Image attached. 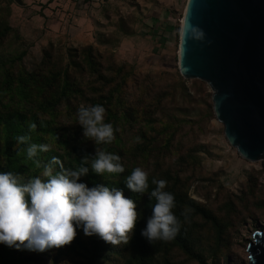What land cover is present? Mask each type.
I'll use <instances>...</instances> for the list:
<instances>
[{
	"label": "rangeland",
	"instance_id": "1",
	"mask_svg": "<svg viewBox=\"0 0 264 264\" xmlns=\"http://www.w3.org/2000/svg\"><path fill=\"white\" fill-rule=\"evenodd\" d=\"M186 1L0 0V154L8 138L6 119L19 116L30 133L33 117L44 120L49 126L40 143L49 150L40 152V167L23 151L18 173L24 180L42 177L53 156L67 169L78 168L74 160L89 156L91 169L96 150L118 153L124 171L99 174L103 183L127 178L138 166L148 179H165V190L186 195L224 225L217 243L209 224L193 218L205 264H247L252 234L264 232V159L248 162L229 145L214 116L209 85L179 73ZM65 78L71 93L51 112L48 103ZM82 104L106 108L105 122L115 130L112 142L95 144L83 136L77 119ZM19 147L17 141L13 149ZM89 178L80 179L88 185ZM89 241L77 229L64 246L12 250L15 264H122L124 242H108L106 253L90 263ZM160 258L168 264H199L168 243Z\"/></svg>",
	"mask_w": 264,
	"mask_h": 264
},
{
	"label": "clouds",
	"instance_id": "2",
	"mask_svg": "<svg viewBox=\"0 0 264 264\" xmlns=\"http://www.w3.org/2000/svg\"><path fill=\"white\" fill-rule=\"evenodd\" d=\"M195 35L200 38L202 33ZM105 113L102 104H82L78 108L77 119L83 136L95 144L115 139L114 127L105 122ZM16 139L27 143L30 136L19 135ZM48 150L46 143H27V156L35 160L37 167L42 162L35 158ZM93 157L91 169L87 166L89 156L81 159L78 168L67 169L59 157L53 156L43 165L42 177L47 179L36 176L24 180L19 173L0 171V243L43 252L71 243L77 229H82L87 236L98 235L111 244H127L139 216L136 201L126 197L123 189L104 184L89 187L80 179L90 170L97 174L123 172L121 156L96 150ZM58 165L60 170L56 171ZM152 183L157 186L148 193V172L138 166L127 176L125 184L133 192L147 193L149 199L156 200L146 227L141 230V235L153 244L157 240L174 238L180 221L172 211L176 203L174 193L165 190L168 182L153 178Z\"/></svg>",
	"mask_w": 264,
	"mask_h": 264
},
{
	"label": "water",
	"instance_id": "3",
	"mask_svg": "<svg viewBox=\"0 0 264 264\" xmlns=\"http://www.w3.org/2000/svg\"><path fill=\"white\" fill-rule=\"evenodd\" d=\"M182 20L180 75L209 85L229 145L248 162L264 159V0H187ZM252 239L247 264H264V232Z\"/></svg>",
	"mask_w": 264,
	"mask_h": 264
},
{
	"label": "trees",
	"instance_id": "4",
	"mask_svg": "<svg viewBox=\"0 0 264 264\" xmlns=\"http://www.w3.org/2000/svg\"><path fill=\"white\" fill-rule=\"evenodd\" d=\"M46 79V78H45ZM45 79L42 78L41 81L45 82ZM47 80V79H46ZM20 83H23L21 80ZM70 87L68 85L67 78L59 83V93L58 95L48 103L49 110L51 112L56 111V107L60 105L61 102L68 99L70 95ZM25 92V88L23 86L18 87L19 95H23ZM58 108V107H57ZM52 115H50L51 117ZM16 120L6 119L7 124V133L8 138L5 140L3 145V162L4 164H0V171H12V172H20L22 170V162L20 160V156L24 150L27 148V143L35 142L40 144L42 141L41 133L46 132V128L49 124L44 123L43 121H38L36 117H33L30 120L29 125L35 124L34 133L27 132L24 130L23 126L26 125L25 120H21L19 116H15ZM1 120V117H0ZM50 121V120H49ZM48 123V121H47ZM51 134V133H50ZM19 135H29L30 141L27 143L20 142V147L18 149H13L15 143L17 142V136ZM10 138V139H9ZM40 156V153L38 157ZM36 157L35 159H38ZM79 156H77L78 158ZM74 162L76 166L79 167L82 163L81 159H75ZM90 176L88 186L92 187L95 184H104L105 186L117 187L123 189V194L126 197H130L136 201L137 211L139 213L135 228L132 232L131 238L127 244H125V255L123 257L122 264H168V261L164 258L163 261L160 258V249L162 245L168 243V245L172 248H176L181 251L186 257L197 261L199 264H205V254L204 250L200 247V244L197 238L194 236L193 229V218L199 217L209 224L211 230L214 233L215 240L217 243L220 242L221 236L224 233V225L214 216L211 211H208L204 207H201L197 202L190 199L186 195L181 194L180 192H176L174 190H167L169 192L174 193L175 196V207L172 211L178 217L180 221V227L174 238L170 240H157L153 244L149 243L148 240L141 235V230L146 227L147 218L151 215L152 205L156 203L155 198L149 199V195L147 193H137L133 192L126 186V178H120L115 183H103L99 178L97 173H90L87 176ZM149 187L147 192L150 193L157 185L152 183V180L149 178ZM89 243L91 247L87 250L89 255L90 263L98 261L107 251L108 242L104 241L98 235L89 236ZM79 244V241L77 242ZM3 256H2V264H15V256L12 250V247L6 246L3 244ZM81 245V244H80ZM79 245V249H80ZM84 251L85 248L81 247ZM216 264V263H214Z\"/></svg>",
	"mask_w": 264,
	"mask_h": 264
},
{
	"label": "crops",
	"instance_id": "5",
	"mask_svg": "<svg viewBox=\"0 0 264 264\" xmlns=\"http://www.w3.org/2000/svg\"><path fill=\"white\" fill-rule=\"evenodd\" d=\"M154 21V23H156V22H158L157 20H153ZM160 23V22H159ZM163 25H164V22H161Z\"/></svg>",
	"mask_w": 264,
	"mask_h": 264
},
{
	"label": "bare ground",
	"instance_id": "6",
	"mask_svg": "<svg viewBox=\"0 0 264 264\" xmlns=\"http://www.w3.org/2000/svg\"><path fill=\"white\" fill-rule=\"evenodd\" d=\"M183 22V20H181Z\"/></svg>",
	"mask_w": 264,
	"mask_h": 264
}]
</instances>
